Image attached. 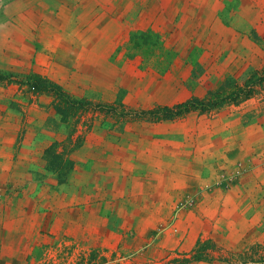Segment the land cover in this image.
Listing matches in <instances>:
<instances>
[{"label": "rangeland", "instance_id": "1", "mask_svg": "<svg viewBox=\"0 0 264 264\" xmlns=\"http://www.w3.org/2000/svg\"><path fill=\"white\" fill-rule=\"evenodd\" d=\"M245 41L169 42L143 27L104 44L106 68L62 82L0 71V264H264V28ZM235 89L211 109L137 118ZM20 214H92V227L105 214L118 231L58 254L52 236L20 233Z\"/></svg>", "mask_w": 264, "mask_h": 264}, {"label": "crops", "instance_id": "2", "mask_svg": "<svg viewBox=\"0 0 264 264\" xmlns=\"http://www.w3.org/2000/svg\"><path fill=\"white\" fill-rule=\"evenodd\" d=\"M143 27L159 29L169 42L244 43L251 29L264 28V0H0V71L32 70L62 82L73 68L84 73L106 68L104 44L121 42L129 31ZM96 33L98 38H93ZM93 42L103 48L98 50ZM6 119L3 115V123ZM1 137L5 143L6 133ZM37 215L36 223H29L27 214L20 216V233L52 236L47 251L58 254L77 237L92 246V235L104 244L118 231V222L102 221L105 214L94 227L92 214H84L82 224L77 214ZM40 263L54 264L47 258Z\"/></svg>", "mask_w": 264, "mask_h": 264}, {"label": "trees", "instance_id": "3", "mask_svg": "<svg viewBox=\"0 0 264 264\" xmlns=\"http://www.w3.org/2000/svg\"><path fill=\"white\" fill-rule=\"evenodd\" d=\"M264 80V69L263 76ZM252 85H250L247 90H242L245 96L252 94ZM240 90H231L225 94L221 92H209V96L203 99L198 97H192L186 101L179 102L172 105H157L153 108L142 109L137 118H146L149 120H171L182 116L183 114L193 110V109H211L213 107L219 106L228 100H235L237 98Z\"/></svg>", "mask_w": 264, "mask_h": 264}]
</instances>
